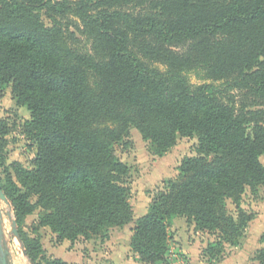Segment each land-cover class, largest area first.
<instances>
[{
  "label": "trees",
  "instance_id": "trees-1",
  "mask_svg": "<svg viewBox=\"0 0 264 264\" xmlns=\"http://www.w3.org/2000/svg\"><path fill=\"white\" fill-rule=\"evenodd\" d=\"M7 84L38 146L33 168L15 162L18 181L2 184L18 225L41 208L38 224L74 241L131 222L114 146L134 126L158 155L179 137L199 143L137 219L132 249L163 260L175 216L216 235L211 258L240 244L253 218L242 196L264 184V0H0ZM8 131L0 120V166ZM20 238L31 262L69 264Z\"/></svg>",
  "mask_w": 264,
  "mask_h": 264
},
{
  "label": "rangeland",
  "instance_id": "rangeland-1",
  "mask_svg": "<svg viewBox=\"0 0 264 264\" xmlns=\"http://www.w3.org/2000/svg\"><path fill=\"white\" fill-rule=\"evenodd\" d=\"M81 39V45L86 42ZM193 83L205 82L194 73L190 74ZM206 82H210L207 80ZM219 84V82H217ZM30 118L27 106L17 102L12 93V85H0V120L8 125L5 135L4 163L0 166L1 184L9 176L16 181L13 167L15 162L25 168H33L38 146L34 139L23 131L24 123ZM198 137H179L176 144L162 155L155 152L151 141L143 138L137 128L131 126L129 135L114 146L115 155L129 168L126 183L130 189L129 201L133 208V219L126 225L111 226L106 231L90 237L79 236L76 240H60L57 233L47 226L38 224L43 212L41 208L27 216L22 225L16 226L18 233L25 231L31 237L41 240L48 259L61 258L69 264H259L257 255L264 246V184L256 190L248 188L242 196L241 206L253 216L237 246L226 244L221 256L214 258L204 250L216 235L198 230L195 224L184 216H175L169 223L168 248L163 260L149 263L141 259L131 246L133 229L137 219L147 213L154 196L167 182L179 173L183 159L196 155ZM264 165V154L261 156ZM229 209L235 213V205L229 201ZM3 216V244L8 250L12 264H35L24 252V244L13 233L16 221L11 201L0 197Z\"/></svg>",
  "mask_w": 264,
  "mask_h": 264
},
{
  "label": "water",
  "instance_id": "water-1",
  "mask_svg": "<svg viewBox=\"0 0 264 264\" xmlns=\"http://www.w3.org/2000/svg\"><path fill=\"white\" fill-rule=\"evenodd\" d=\"M0 197L5 202L9 201L7 195L3 191L1 181H0ZM2 218H3V216H2L1 207H0V252L2 251V256H0V264H12V262L9 261V259H8V250L5 249L4 244H3V225H2L3 219ZM16 226H17V221H13V233L15 234L17 239L21 241V238H20V235L18 233ZM23 248H24V246H23ZM24 252L26 253L25 248H24Z\"/></svg>",
  "mask_w": 264,
  "mask_h": 264
},
{
  "label": "flooded vegetation",
  "instance_id": "flooded-vegetation-1",
  "mask_svg": "<svg viewBox=\"0 0 264 264\" xmlns=\"http://www.w3.org/2000/svg\"><path fill=\"white\" fill-rule=\"evenodd\" d=\"M0 181H1V178H0ZM0 256H2V251L0 252Z\"/></svg>",
  "mask_w": 264,
  "mask_h": 264
}]
</instances>
